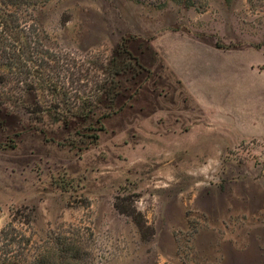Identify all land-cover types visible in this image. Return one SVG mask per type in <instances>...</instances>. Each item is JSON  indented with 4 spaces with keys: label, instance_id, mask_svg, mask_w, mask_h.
Masks as SVG:
<instances>
[{
    "label": "rangeland",
    "instance_id": "374dc122",
    "mask_svg": "<svg viewBox=\"0 0 264 264\" xmlns=\"http://www.w3.org/2000/svg\"><path fill=\"white\" fill-rule=\"evenodd\" d=\"M35 14L93 113L54 120L30 112L32 93L0 99L13 249L71 233V264H264V137L210 134L226 96L264 90V0H46Z\"/></svg>",
    "mask_w": 264,
    "mask_h": 264
},
{
    "label": "trees",
    "instance_id": "16d2710c",
    "mask_svg": "<svg viewBox=\"0 0 264 264\" xmlns=\"http://www.w3.org/2000/svg\"><path fill=\"white\" fill-rule=\"evenodd\" d=\"M45 1L0 0V99H11L16 89L34 95V111L30 112L54 120L68 116L87 119L93 113L91 101L85 100L87 94L70 92L62 79L66 54L45 41L35 14V8ZM105 90L100 85L93 96L97 98L98 92ZM11 226V222L7 223L0 230V264H71L81 255L78 243H71V233L53 237V242L41 250L18 252L13 249L16 243ZM25 240L28 245L30 239Z\"/></svg>",
    "mask_w": 264,
    "mask_h": 264
},
{
    "label": "crops",
    "instance_id": "0c3cea01",
    "mask_svg": "<svg viewBox=\"0 0 264 264\" xmlns=\"http://www.w3.org/2000/svg\"><path fill=\"white\" fill-rule=\"evenodd\" d=\"M253 93L256 94V101L253 105L247 107L237 105L244 97L252 96ZM229 95H224L229 103L227 109L217 107L212 111L211 136L218 139L217 143L223 144H237L253 138L262 139L264 137V90L238 89ZM220 96L218 91L213 92V100L214 98L216 101L220 100ZM216 120H218V125Z\"/></svg>",
    "mask_w": 264,
    "mask_h": 264
}]
</instances>
